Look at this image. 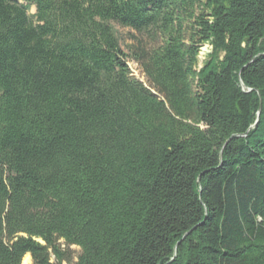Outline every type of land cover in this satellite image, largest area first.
<instances>
[{
	"label": "trees",
	"instance_id": "trees-1",
	"mask_svg": "<svg viewBox=\"0 0 264 264\" xmlns=\"http://www.w3.org/2000/svg\"><path fill=\"white\" fill-rule=\"evenodd\" d=\"M73 245L264 264V0H0V264Z\"/></svg>",
	"mask_w": 264,
	"mask_h": 264
},
{
	"label": "rangeland",
	"instance_id": "rangeland-1",
	"mask_svg": "<svg viewBox=\"0 0 264 264\" xmlns=\"http://www.w3.org/2000/svg\"><path fill=\"white\" fill-rule=\"evenodd\" d=\"M20 2H22L24 4H29V0H20ZM30 13L31 14L36 13V7L34 5H32ZM113 26H114L116 33H117V35L121 41L122 48L126 52L128 51V48L130 45L137 44L139 41H143L145 44L150 45V46H153L154 44H156V41L153 39L152 35L149 33L139 34L134 29H131L129 27H124V26H121V25L116 24V23H113ZM207 45H204L202 47L201 56H200L201 61L205 60L207 55L212 50L211 46L210 45L207 46ZM205 46L208 47V51L204 54L203 48ZM129 64H130L131 69L133 70L134 75L136 77L142 79V80H145L143 70H142L141 66L139 65V63L133 59H129ZM70 251L72 254V263L65 262L64 264H76V262L78 260V256L81 253V248L77 245H73L70 247ZM32 264H33V262H32Z\"/></svg>",
	"mask_w": 264,
	"mask_h": 264
},
{
	"label": "bare ground",
	"instance_id": "bare-ground-1",
	"mask_svg": "<svg viewBox=\"0 0 264 264\" xmlns=\"http://www.w3.org/2000/svg\"><path fill=\"white\" fill-rule=\"evenodd\" d=\"M208 51V47L203 48V53L205 54ZM22 264H32V258L30 254L25 255V257L22 260Z\"/></svg>",
	"mask_w": 264,
	"mask_h": 264
},
{
	"label": "water",
	"instance_id": "water-1",
	"mask_svg": "<svg viewBox=\"0 0 264 264\" xmlns=\"http://www.w3.org/2000/svg\"><path fill=\"white\" fill-rule=\"evenodd\" d=\"M207 46H208V45H207ZM211 48H212V47H211ZM261 110H262V106L260 107L259 114H260ZM254 126H255V125H253V127H254ZM190 232H191V231L187 232V233L184 235L183 239L186 238L187 235H188ZM39 240L42 241V242H44L42 239H39ZM180 242H181V241H180ZM180 242H179V243H180ZM179 243H178V244H179Z\"/></svg>",
	"mask_w": 264,
	"mask_h": 264
},
{
	"label": "built area",
	"instance_id": "built-area-1",
	"mask_svg": "<svg viewBox=\"0 0 264 264\" xmlns=\"http://www.w3.org/2000/svg\"><path fill=\"white\" fill-rule=\"evenodd\" d=\"M130 65V64H129ZM131 68V67H130ZM131 71H132V75H134V73H133V70L131 69Z\"/></svg>",
	"mask_w": 264,
	"mask_h": 264
}]
</instances>
